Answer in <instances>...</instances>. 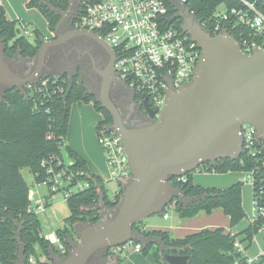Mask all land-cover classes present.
Here are the masks:
<instances>
[{"label": "water", "instance_id": "95a60500", "mask_svg": "<svg viewBox=\"0 0 264 264\" xmlns=\"http://www.w3.org/2000/svg\"><path fill=\"white\" fill-rule=\"evenodd\" d=\"M42 1L60 19L54 37L41 43L29 73L21 74L11 67L0 37V84L6 88L23 90L25 84L43 74L49 48L75 35H89L106 48L111 47L103 37L87 29L58 32L74 0H69L65 11L48 0ZM174 18L181 20L182 31L202 50L194 77L178 89L170 87L152 123L131 126L110 98L115 74L111 66L106 70L97 100L112 115L109 128L125 145L133 177L124 185L120 205L113 214L75 228L77 239L70 240L72 250L60 264H87L98 252L135 238L147 244L150 239L134 230V225L163 213L176 199L188 201L172 178L197 170L206 162L216 166L221 159L239 158L243 154V123L254 125L264 139V49L249 53L235 36L214 35L185 4ZM165 257L169 264H186L189 259L188 255L172 253Z\"/></svg>", "mask_w": 264, "mask_h": 264}, {"label": "trees", "instance_id": "16d2710c", "mask_svg": "<svg viewBox=\"0 0 264 264\" xmlns=\"http://www.w3.org/2000/svg\"><path fill=\"white\" fill-rule=\"evenodd\" d=\"M48 1L61 11L67 10L69 6V0ZM89 1L95 0H87ZM166 1L169 5V14L173 16L176 13L175 5L172 0ZM224 2L229 5L238 4L236 0H188L189 6L200 19L211 14ZM27 4L42 11L51 30H55L60 19L59 14L51 11L42 0H28ZM84 6L85 4L82 8ZM260 7L264 10V4ZM173 24L181 28V20L174 19ZM32 30L35 34L34 41L22 33L20 21L6 16L5 7L0 2V37L3 40L5 56L15 71V64L23 63L29 68L33 67L39 47L45 39L40 30ZM0 87V261L2 264H19L18 261L22 260L24 264H32L29 260L33 256L37 259V264H51L52 253H59L63 257L70 254L72 250L70 240L76 237L77 225L96 223L103 219V213L106 211L115 212L123 194L112 199L103 179L92 173L86 162L69 145H66L68 155L77 161L79 167L87 171L90 187L74 192L67 199L70 215L65 219L63 227L56 230L67 249L64 254H61L45 239L38 213L30 209L31 188L22 169L29 167L35 181L40 183L49 168L50 156L63 155L73 101L92 100L97 109L104 113V120L97 123L96 129L101 124H111L112 115L102 107L99 101L95 100L93 95L86 93L84 88L75 81L66 94L45 101L46 107L51 109L50 112H46L45 108L41 111L33 110L31 98L20 88H6L4 85ZM242 158L221 159L216 166L206 162L202 164L201 170L244 171L250 164H242ZM194 171L185 175L186 181H172L183 189L185 196L189 199L187 202L176 199L174 202L177 211L186 216L195 214L201 209L211 211L216 206H220L229 216L231 227L241 222L246 216L242 197L243 182L238 181L226 188L205 187L194 182ZM263 222L264 220H260L249 225L241 233H233L219 226L206 227L187 234L184 238H175L169 231L161 228L146 230L145 222L141 220L134 225V230L150 241L143 244L135 238L133 242L142 243L144 254H147L149 247L156 243L158 249L155 253V264H169L165 257L167 253L188 255L186 264H229L236 258H240V253L234 246L235 239L244 234L245 239L251 241ZM102 252L100 256L102 258L99 257L98 260L115 258L116 264H123L120 254H116L112 248ZM44 254L47 257L46 261L40 258ZM261 259L258 264H261ZM98 260H95L93 264H100Z\"/></svg>", "mask_w": 264, "mask_h": 264}, {"label": "built area", "instance_id": "2783aa9c", "mask_svg": "<svg viewBox=\"0 0 264 264\" xmlns=\"http://www.w3.org/2000/svg\"><path fill=\"white\" fill-rule=\"evenodd\" d=\"M237 5L224 2L211 14L198 18L206 29L214 35L230 34L235 36L246 52L253 53L264 49V10L260 7L264 0H236ZM176 13L169 14L166 0H95L86 2L76 18V29H87L99 34L115 48V70L117 76L126 82L135 92L140 103L151 104L159 114L163 108L170 87L178 89L193 79L202 50L188 33L175 27L174 16L181 9L180 4L189 6L188 0H172ZM220 6H224L223 9ZM196 15V14H195ZM180 20V19H179ZM23 33L30 37L33 32L22 24ZM46 39H49L48 37ZM69 82L56 74H40L34 81L23 86L32 100L33 110L41 111L46 107L45 101L67 93ZM98 138L105 153L109 170V180L120 184L112 199L123 194V187L133 177L129 157L121 137L101 124ZM243 154L239 157L242 164H250L243 172V183L253 188L252 208L249 215L250 225L264 220V139L257 134V129L250 123H243ZM47 173L42 182L49 187L51 197L57 192H64L68 199L78 190L90 187L87 171L77 165L70 155H52ZM202 166L199 168L201 169ZM35 179V178H34ZM175 181H186V176L175 177ZM104 185L106 180L103 179ZM106 187V185H105ZM49 195V196H50ZM30 190V209L36 213L44 211L48 201L34 198ZM104 214V213H103ZM168 217V214L165 215ZM104 218V216H103ZM258 232L264 237V222ZM45 239L55 246L61 254L66 252V245L56 231L45 235ZM74 239H77L75 237ZM142 250V243L130 241L113 247L114 251L123 246ZM234 246L240 258L229 264H257L259 257L251 256L248 245L240 238L235 239ZM59 254V253H58ZM62 256V255H61ZM46 261V255H42ZM32 264H37L35 257H30Z\"/></svg>", "mask_w": 264, "mask_h": 264}, {"label": "rangeland", "instance_id": "374dc122", "mask_svg": "<svg viewBox=\"0 0 264 264\" xmlns=\"http://www.w3.org/2000/svg\"><path fill=\"white\" fill-rule=\"evenodd\" d=\"M27 1L28 0H0L5 7L6 16L9 19L16 21L23 20L28 24L30 30L33 32V34L29 37L31 41H34L35 39V34L32 29L40 30L43 35L54 34V31L51 30L44 13L37 7L28 6ZM73 3H75V0ZM220 8L223 9L224 6H220ZM18 25L19 24H17V26ZM46 38L47 37H45V39ZM43 71L44 73L56 72L53 71V69L45 67ZM102 120H104V113L97 109L92 100L85 101L79 99L73 101L69 117L66 142L74 148L80 157L87 161L89 167L92 168L95 175L106 180V188L109 194L113 195L119 189L120 184L114 180H109V170L106 164L105 153L96 130V124ZM67 144L63 147L66 156H68V153L66 152ZM22 173L34 193L33 197L40 198L45 202L48 201L45 210L38 213L41 221L42 233L47 235L51 232H55L58 228L63 227L65 219L70 215L68 201L64 192H57L51 197L49 187L43 184H37L34 179V174L29 167H24L22 169ZM244 175L245 173L243 171L237 170H228L226 172L204 170L201 172L194 171L193 180L195 183L205 187L225 188L237 181H240ZM242 188L243 207L246 212V216L241 222L233 227L230 226L229 216L220 206H216L211 211L201 209L195 214L183 216L177 211L175 202L169 204L163 212L169 214V219H165L163 213H156L144 218V222L150 223V226L153 228H161L169 231L175 238H184L190 231L206 227L214 228L222 226L226 230L232 228L236 232H239L250 223L248 215L252 208L253 198V188L250 184L243 183ZM113 213L112 211H106L103 216L104 218L109 217L107 215ZM81 228L82 225L78 227V229ZM245 237L246 236L244 234H241L238 238L243 239L244 244L249 246V251L253 256L259 255V245L264 248V237L262 233L257 232L251 241L245 239ZM157 249V244L153 243L149 247L147 254L141 252V258L143 259L141 263L138 261L133 249L126 250L124 254H120V256L125 264H155V253ZM40 258H42V255ZM105 260L107 262H105ZM105 260L101 261L102 263L100 264H116L115 258H108ZM18 263L24 264V261L20 260ZM0 264H2L1 261ZM261 264H264V257L261 259Z\"/></svg>", "mask_w": 264, "mask_h": 264}, {"label": "flooded vegetation", "instance_id": "af4514ba", "mask_svg": "<svg viewBox=\"0 0 264 264\" xmlns=\"http://www.w3.org/2000/svg\"><path fill=\"white\" fill-rule=\"evenodd\" d=\"M86 2L87 0H75V3L72 4L73 8L69 9L63 24L58 30L59 33L65 34L75 29L76 18ZM180 6L182 7L181 4ZM111 47V49L106 48L102 42L92 36L75 35L49 48L46 53L44 67L53 69V71H56L53 72L54 74L67 80L69 88L75 81L84 88L86 93L93 95L95 100L99 101L97 98L101 95L105 72L111 66L115 75L110 90V98L124 116L125 121L131 126L152 123L158 116L157 111L151 104L140 103L133 89L117 76L115 70L116 51L113 46ZM28 68L23 63L15 64L16 71L21 74L26 75L32 67ZM173 179L175 178H172L171 181H175ZM187 200L189 201V199ZM112 251H114V248H112ZM102 253L100 251L95 254L87 264H93Z\"/></svg>", "mask_w": 264, "mask_h": 264}, {"label": "crops", "instance_id": "0c3cea01", "mask_svg": "<svg viewBox=\"0 0 264 264\" xmlns=\"http://www.w3.org/2000/svg\"><path fill=\"white\" fill-rule=\"evenodd\" d=\"M28 2V1H27ZM20 22H21V24H25V25H27L28 26V24L26 23V22H24L23 20H20ZM28 28H30L29 26H28ZM53 35L54 34H50V35H44L45 37H48L49 39H51L52 37H53ZM43 74H53V72H47V73H44V71H43ZM97 125V124H96ZM97 130V129H96ZM65 142H66V138H65ZM66 144H67V142H66ZM68 145V144H67ZM70 146V145H69ZM71 147V146H70ZM71 149H73L74 150V148H72L71 147ZM75 151V150H74ZM76 152V151H75ZM77 153V152H76ZM77 155H78V153H77ZM79 156V155H78ZM80 157V156H79ZM82 158V157H81ZM85 162H86V164H87V166H88V169L92 172V173H94L93 171H92V168H90L89 167V165H88V163H87V161L84 159V158H82ZM202 170L201 169H197L196 170V172H201ZM95 174V173H94ZM242 178H243V176H242ZM242 178H241V180L240 181H242ZM103 179V178H102ZM238 182V181H237ZM236 183V182H235ZM198 184V183H197ZM234 184V183H233ZM232 185V184H231ZM229 187V186H228ZM226 188V187H225ZM242 197H243V188H242ZM251 212V211H250ZM250 212H249V215H250ZM166 214H168V213H165L164 214V218L165 219H169V214H168V217H166L165 215ZM249 215H248V217H249ZM64 224V223H63ZM250 225V223L247 225V227H245L244 229H242L241 231H239V232H236L234 229H232V228H230V229H228L227 231H231V232H233V233H240V232H242V231H244L246 228H248V226ZM79 226H81V225H77L76 227H79ZM219 227V226H218ZM153 229V227H151L150 226V223H146L145 222V229L146 230H148V229ZM210 228H212V227H210ZM215 228V227H214ZM157 229V228H156ZM199 230H201V229H199ZM195 231H198V230H193V231H190L189 233H187V234H190V233H193V232H195ZM186 234V235H187ZM143 236V235H142ZM173 236V235H172ZM174 237V236H173ZM143 244H145V240L144 239H139ZM259 247H260V253H259V255H257L258 257H259V259H261L262 257H264V248L263 247H261V245H259ZM133 249V251H135V255H136V257H137V259H138V261H140V263H141V261H143V259L141 258V252H143V249L142 250H140V251H137L135 248H134V244L133 245H131V246H123V248L121 249V250H118V251H115V253L116 254H121V255H123L124 254V252L126 251V250H132ZM248 251H249V248H248ZM144 253V252H143ZM249 253H250V251H249ZM250 255L251 256H253L251 253H250ZM256 256V257H257ZM63 256H61L60 254H58V253H52L51 255H50V263L51 264H60V260H61V258H62ZM99 261V260H98ZM105 262H107L106 260H105ZM100 263H102L101 261H100ZM106 264H108V263H106ZM123 264H125V263H123ZM126 264H129V263H126ZM257 264H258V262H257Z\"/></svg>", "mask_w": 264, "mask_h": 264}]
</instances>
